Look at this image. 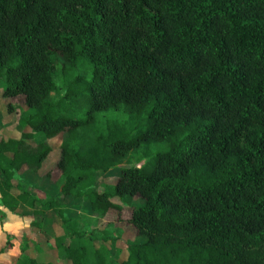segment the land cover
<instances>
[{"label":"trees","instance_id":"16d2710c","mask_svg":"<svg viewBox=\"0 0 264 264\" xmlns=\"http://www.w3.org/2000/svg\"><path fill=\"white\" fill-rule=\"evenodd\" d=\"M2 86L6 110H25L0 134V207H37L38 227L52 210L60 261L264 264V0H0ZM56 138V196L42 201L20 175ZM138 152L141 166L96 188ZM77 200L145 240L83 232L66 212ZM14 264L55 263L21 249Z\"/></svg>","mask_w":264,"mask_h":264},{"label":"crops","instance_id":"0c3cea01","mask_svg":"<svg viewBox=\"0 0 264 264\" xmlns=\"http://www.w3.org/2000/svg\"><path fill=\"white\" fill-rule=\"evenodd\" d=\"M1 92L2 91H0V94H1ZM4 100H7V99L4 98ZM16 124H17V121H16ZM16 124L10 128V131L12 130L10 133V136H11L13 130L15 129ZM59 156H60V150L55 152V154L53 153V158L49 157V159L51 158L49 163H46L47 158H48V156H47L45 158V160L43 161L41 167L37 170V172H35V173L23 172L20 175V183L22 182L23 179L25 180V183L21 184L22 187L28 188L33 195L37 196L38 199H43L45 195H48V199L55 197L56 193L52 192V189H51L52 184H54L55 179L47 176V171L50 169L51 163H56L58 161ZM110 176H111V178L114 177L116 179V176H112V175H110ZM106 184H107V182H106ZM39 195H41L43 197L40 198ZM79 202H81V206H84L83 208H88V207H86V204H87L86 201H83V200L74 201L73 206L66 209V212L68 210L70 216L76 217V218L78 217L75 212L78 211V207L80 205ZM36 208L37 207H30L28 205H22L20 208L21 214L18 215L16 213L8 211L6 208L0 207V216H1V220H0V250L2 249L0 252V263L1 264H14V263H16V261L18 260V258L21 255V249H23V250L25 249L26 252L31 257H33L35 260H37L38 262H52L49 260L39 261L37 258H35L32 255L33 254L32 253L33 248L37 247V246H40L41 250L43 251L42 254H46V252L48 253V254H46L47 257L51 256V254L57 255L56 248H53L52 245L50 244V241L49 242H47V241L54 238V237H64L61 219H59L53 213L52 210H45L44 216L41 219V229H40V231H41L40 233L42 234L43 239H45V240L42 239V241H39L38 235L35 234L33 231L31 233V228L30 227L28 228L25 225V223H23V220H22L23 216H32L33 217L34 216L33 210ZM25 209H27L29 212L28 211L24 212ZM114 228L117 229V227H114ZM7 235H9L10 237H13V238H17L18 242L16 243L15 241H13V239H11L10 241L12 243L7 246L6 245ZM24 237L31 241V245H32L31 247H28L27 244L26 245L23 244V241H24L23 238ZM32 242H34V243H32ZM16 255H17V258L15 259V261L12 262L10 259L12 258V256H16ZM60 262L62 263L63 261H60ZM52 263L58 264L57 262H52Z\"/></svg>","mask_w":264,"mask_h":264},{"label":"rangeland","instance_id":"374dc122","mask_svg":"<svg viewBox=\"0 0 264 264\" xmlns=\"http://www.w3.org/2000/svg\"><path fill=\"white\" fill-rule=\"evenodd\" d=\"M56 81L59 82V78L56 76ZM3 89V86L0 88V91H2ZM18 101H21L20 99ZM14 110L12 112H8L6 110V104H7V100H4V98L1 96L0 94V134L5 137V138H8L10 136V128L16 124V121H17V117L18 115L20 114V112L22 110H25V106L23 105V103L21 102H14ZM50 143H52V146L55 147L57 146L58 144V140L57 138L56 139H53L50 141ZM163 149L166 148V145H164L162 147ZM59 150L58 147H55L52 149V151L47 155L48 158H47V161L46 163H49L50 162V159L53 158V153L55 154V152H57ZM141 154V152H138V153H131L127 158L123 159L118 165L116 166H113L111 169L108 170L107 174L104 176V175H97L96 177V188L98 190H101L103 188V184L102 183H106L107 184H114L115 181L117 180L118 178V175L120 173V168L121 166H126V164H130V165H135V166H141L142 163L146 160V158H141L139 155ZM49 157H51L49 159ZM56 163H51V167L50 169L47 171V173L49 174V177L51 178V174L54 173V174H57L58 171L56 169ZM108 175V176H107ZM116 176V179L113 177L111 178V176ZM31 179V178H30ZM29 180V179H28ZM27 180V181H28ZM25 183V180L23 179L21 184H24ZM32 183V182H31ZM41 185V184H40ZM52 192L56 193V187L54 184H52ZM40 198L43 197L41 195H39ZM48 199V195H45L43 199H41L42 201ZM80 205L78 207V211L75 212L77 214V218H83V222H81L80 224V229L85 232V233H88V231L90 229L93 230V232H95L94 234L95 235H103V232H102V229H104L103 231H106L110 234H113V235H119L121 233H123L124 231H122L121 228H117L115 229L112 225H105L103 222L99 223V220L97 221L96 219H98V216H96L95 214H92V212L89 210V208H83L84 206H81V202H79ZM144 203V200L141 198V197H134L132 202H131V205H141ZM86 207H89L88 204H86ZM128 209H130L129 206H125V214H127V211ZM19 212L16 213L18 215H20V212L21 210L19 209L18 210ZM28 210L25 209L24 212H27ZM29 212V211H28ZM67 214L69 215V212L67 210ZM23 220V223H25V225L29 228H31V233L32 231L38 235L39 237V241H42L43 239V236L42 234L40 233V229H41V226L38 227V226H35L32 224V222L34 221H39L40 220V216H23L22 218ZM133 232H130L129 230L126 231L125 233H123V235L120 237L119 239V242H120V245L121 246H124L125 245V241H134V242H141L143 240H145V237L144 236H135L132 234ZM7 239V242L6 245H10L12 242L10 241L11 239H13V241H15L16 243L18 242L17 238H13V237H10L9 235H7L6 237ZM24 241H23V244L24 245H28V247H31V241L28 240L27 238H23ZM45 240V239H43ZM51 240V239H50ZM50 240H48L47 242H49ZM34 243V242H32ZM96 243L99 245V240L96 241ZM101 244L105 245L106 247L110 248L109 246V242L108 241H102ZM42 250L40 248V246H37V247H34L33 248V251H32V255L37 258L39 261H42V260H49V261H52V262H57L58 264H70V262L68 261H64V262H60V260L58 259L57 255H53L51 254V256H48L46 254H48L46 252V254H42ZM112 252V251H111ZM114 253V252H113ZM127 255V252L126 250L122 249V252L119 254V255H114L113 257H115L117 260H122L126 257ZM17 258V255L16 256H12V258L10 259L12 262L15 261V259Z\"/></svg>","mask_w":264,"mask_h":264}]
</instances>
